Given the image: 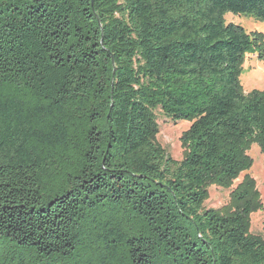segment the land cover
I'll return each instance as SVG.
<instances>
[{"label": "trees", "instance_id": "16d2710c", "mask_svg": "<svg viewBox=\"0 0 264 264\" xmlns=\"http://www.w3.org/2000/svg\"><path fill=\"white\" fill-rule=\"evenodd\" d=\"M229 12L264 0H0V264H264L248 201L204 207L264 153V37ZM158 110L192 121L179 162Z\"/></svg>", "mask_w": 264, "mask_h": 264}, {"label": "rangeland", "instance_id": "374dc122", "mask_svg": "<svg viewBox=\"0 0 264 264\" xmlns=\"http://www.w3.org/2000/svg\"><path fill=\"white\" fill-rule=\"evenodd\" d=\"M225 18L227 22L243 26L247 32L264 37V21L231 12ZM242 70L239 80L243 93L248 94L253 90L264 92V61L256 55H248ZM157 115L160 132L156 141L168 156L179 162L188 152L182 137L192 121L174 122L159 110ZM240 160L245 167L235 177L208 184L204 207L228 214L240 210L248 201L251 208L247 218L248 233L264 241V153L260 142L254 139L243 144Z\"/></svg>", "mask_w": 264, "mask_h": 264}]
</instances>
